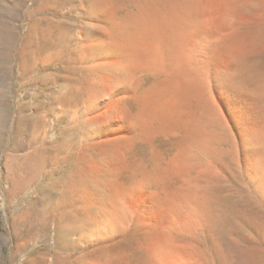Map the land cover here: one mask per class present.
<instances>
[{"label": "bare ground", "instance_id": "obj_1", "mask_svg": "<svg viewBox=\"0 0 264 264\" xmlns=\"http://www.w3.org/2000/svg\"><path fill=\"white\" fill-rule=\"evenodd\" d=\"M36 7L39 16L25 15L20 68H58L35 82L55 86L44 106L80 134L65 155L52 150L72 168L57 179L60 203H75L56 236L84 245L75 264H191L208 187L229 173L227 159L264 187V0ZM15 11L5 29L8 54L24 17ZM48 157L10 178L11 191L38 176Z\"/></svg>", "mask_w": 264, "mask_h": 264}, {"label": "rangeland", "instance_id": "obj_2", "mask_svg": "<svg viewBox=\"0 0 264 264\" xmlns=\"http://www.w3.org/2000/svg\"><path fill=\"white\" fill-rule=\"evenodd\" d=\"M38 1L24 0L19 4L0 0V264H75L85 250L81 243L60 241L56 236L63 213H71L75 203H60L64 187L56 183L57 179L68 176L72 168L66 162L59 163L52 153L61 147L65 155V148L80 142L79 131L66 127L44 106V102L52 101L55 86L35 82L41 74L57 72L58 68H20L21 45L29 29L25 15L29 13L30 20L39 16L34 12ZM70 7L72 3L63 10L71 11ZM15 10L24 17L8 54L5 29ZM8 64L12 67L9 93ZM42 114H46L45 120ZM39 155L51 156L46 165L53 163L52 167L45 165L38 176L30 178L29 174L27 183L23 181L22 187L12 192L10 178L25 176L26 168ZM233 159H227L229 173L215 175L216 187H208L211 196L207 215L197 224L198 237L191 242V264H264V187H257Z\"/></svg>", "mask_w": 264, "mask_h": 264}]
</instances>
